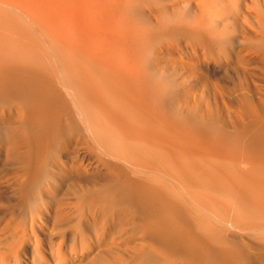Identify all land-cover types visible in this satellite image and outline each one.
Masks as SVG:
<instances>
[{
  "label": "bare ground",
  "instance_id": "1",
  "mask_svg": "<svg viewBox=\"0 0 264 264\" xmlns=\"http://www.w3.org/2000/svg\"><path fill=\"white\" fill-rule=\"evenodd\" d=\"M0 264H264V0H0Z\"/></svg>",
  "mask_w": 264,
  "mask_h": 264
}]
</instances>
